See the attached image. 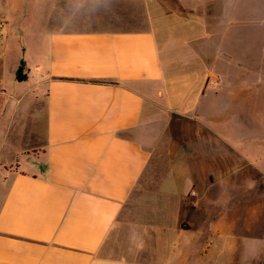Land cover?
Here are the masks:
<instances>
[{
    "label": "crops",
    "instance_id": "0c3cea01",
    "mask_svg": "<svg viewBox=\"0 0 264 264\" xmlns=\"http://www.w3.org/2000/svg\"><path fill=\"white\" fill-rule=\"evenodd\" d=\"M156 2L148 0L140 26L108 0H0V92L20 85V99L30 94L25 111L41 124L22 133L25 161L0 165V264H187L189 252L202 256L204 223L214 218L204 212L199 226V204L214 205L206 200L215 186L209 174L200 193L190 161L207 153L246 168L264 145L232 130L235 98L215 81L193 85L203 72L197 61L186 68L181 50V69L173 70L167 21L178 18L157 12ZM20 61L27 78L17 82ZM161 99L182 110L186 190L176 197L179 225L159 222L142 242L126 211L149 161L144 128ZM258 166L264 170V160Z\"/></svg>",
    "mask_w": 264,
    "mask_h": 264
},
{
    "label": "rangeland",
    "instance_id": "374dc122",
    "mask_svg": "<svg viewBox=\"0 0 264 264\" xmlns=\"http://www.w3.org/2000/svg\"><path fill=\"white\" fill-rule=\"evenodd\" d=\"M147 4L148 0H108L109 9L114 7L123 20L140 26L147 23ZM156 5L157 12L172 10L178 18L167 21L174 41L170 53L172 57L176 54V62H171L173 70L181 69V50L187 57L186 68L192 66V60L197 61L203 72L193 79V85L206 86L210 78L215 81L235 98L229 109L234 122L232 130L244 134L254 148L257 141L264 145V0H157ZM181 16L184 19L179 21ZM16 86L8 94L0 92V165L5 167L25 161L24 132L41 130V124H33L25 111L30 94L20 99L22 91L20 85ZM177 86L174 83L168 88L172 89L173 99L177 97ZM155 105L153 120L143 132L149 161L126 211L129 229L133 227L142 242L148 238L141 234L156 230L159 222L166 229L179 225V215H174L176 197L186 190L179 173L180 104L161 99ZM251 152L252 162L246 168L236 157L209 160L207 153H201L199 164L190 161L192 174L201 181L199 192L209 174L215 187L206 200L214 205L202 206V201L199 204V226L204 212V216L208 213L214 218L213 222L204 223L200 253L203 257L191 256L189 252L187 264H264V170L258 166L264 160V147Z\"/></svg>",
    "mask_w": 264,
    "mask_h": 264
},
{
    "label": "trees",
    "instance_id": "16d2710c",
    "mask_svg": "<svg viewBox=\"0 0 264 264\" xmlns=\"http://www.w3.org/2000/svg\"><path fill=\"white\" fill-rule=\"evenodd\" d=\"M27 78L26 76V68L23 61H20L16 71H15V80L17 82L25 81Z\"/></svg>",
    "mask_w": 264,
    "mask_h": 264
}]
</instances>
